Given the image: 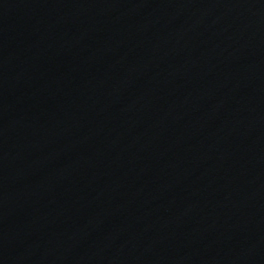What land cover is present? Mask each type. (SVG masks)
<instances>
[{"label": "water", "instance_id": "95a60500", "mask_svg": "<svg viewBox=\"0 0 264 264\" xmlns=\"http://www.w3.org/2000/svg\"><path fill=\"white\" fill-rule=\"evenodd\" d=\"M0 264H264V0H0Z\"/></svg>", "mask_w": 264, "mask_h": 264}]
</instances>
